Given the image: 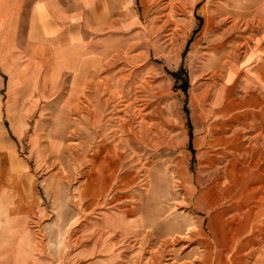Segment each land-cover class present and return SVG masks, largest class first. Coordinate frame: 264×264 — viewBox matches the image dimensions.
I'll return each instance as SVG.
<instances>
[{
  "label": "rangeland",
  "instance_id": "1",
  "mask_svg": "<svg viewBox=\"0 0 264 264\" xmlns=\"http://www.w3.org/2000/svg\"><path fill=\"white\" fill-rule=\"evenodd\" d=\"M69 3L14 92L33 210L0 263L264 264V0Z\"/></svg>",
  "mask_w": 264,
  "mask_h": 264
},
{
  "label": "crops",
  "instance_id": "2",
  "mask_svg": "<svg viewBox=\"0 0 264 264\" xmlns=\"http://www.w3.org/2000/svg\"><path fill=\"white\" fill-rule=\"evenodd\" d=\"M69 1L73 4L75 2L0 0V261L2 236L6 234L7 229H10L9 234L16 236L13 221L26 219L28 207L31 212L33 210L31 200L29 205L26 204L25 215L19 213L18 175L22 173L19 170L23 165L18 157L17 144V140L25 137L27 129L34 123V107L30 102L33 97L30 95L23 99L22 95H26L27 91L20 87L21 99L18 101L14 92L19 83L27 84L28 76L35 74V48L40 50L41 47L44 50L45 45L47 49L51 37L61 34L65 29L63 23H78L77 10ZM96 7L95 2L93 10L97 11ZM86 23L90 21L87 20ZM19 44L23 45L20 53ZM19 54L24 55L19 59L30 61L29 66L17 64ZM43 72L42 70V73L36 74L43 75ZM9 159L13 160L12 166L8 162ZM14 244L13 250H17Z\"/></svg>",
  "mask_w": 264,
  "mask_h": 264
},
{
  "label": "trees",
  "instance_id": "3",
  "mask_svg": "<svg viewBox=\"0 0 264 264\" xmlns=\"http://www.w3.org/2000/svg\"><path fill=\"white\" fill-rule=\"evenodd\" d=\"M180 72L183 73L184 76H185L183 79L181 78V76H180L179 73L174 74V77H175L176 79H178V80H179V79H182L181 90L186 94V93H187V90H188V88H189L188 77H187V75H186V72H185L183 69H181Z\"/></svg>",
  "mask_w": 264,
  "mask_h": 264
},
{
  "label": "bare ground",
  "instance_id": "4",
  "mask_svg": "<svg viewBox=\"0 0 264 264\" xmlns=\"http://www.w3.org/2000/svg\"><path fill=\"white\" fill-rule=\"evenodd\" d=\"M185 177V176H184ZM187 178H184V181H183V185L185 186V187H187L186 189L188 190V186H187ZM188 191H190V190H188ZM173 257V256H172ZM190 257V256H189ZM190 259V258H189ZM192 259V258H191ZM198 263V262H197Z\"/></svg>",
  "mask_w": 264,
  "mask_h": 264
}]
</instances>
